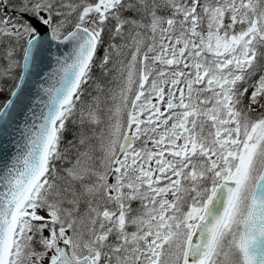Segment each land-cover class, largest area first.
<instances>
[{
	"label": "snow or ice",
	"instance_id": "6c2138e0",
	"mask_svg": "<svg viewBox=\"0 0 264 264\" xmlns=\"http://www.w3.org/2000/svg\"><path fill=\"white\" fill-rule=\"evenodd\" d=\"M0 264H264V0H0Z\"/></svg>",
	"mask_w": 264,
	"mask_h": 264
},
{
	"label": "trees",
	"instance_id": "16d2710c",
	"mask_svg": "<svg viewBox=\"0 0 264 264\" xmlns=\"http://www.w3.org/2000/svg\"><path fill=\"white\" fill-rule=\"evenodd\" d=\"M97 75H99V73H97ZM115 84V82L113 83V85ZM92 89L89 88V91H91ZM88 126H86L87 128ZM99 127L96 128V131H98ZM78 131V126L75 125V124H72V123H69V131L66 133V138H65V144H67V141L68 140H74L75 137H74V133ZM94 140V139H93ZM93 140L91 141V143L93 145H95V154L97 156H99V152H100V148L99 146L97 147V145L99 144V140L98 139H95L94 143H93ZM70 155H73V158H74V154H70ZM59 166V165H58ZM68 165H65V167H67ZM135 206V205H134ZM45 235H47V233H45Z\"/></svg>",
	"mask_w": 264,
	"mask_h": 264
},
{
	"label": "rangeland",
	"instance_id": "374dc122",
	"mask_svg": "<svg viewBox=\"0 0 264 264\" xmlns=\"http://www.w3.org/2000/svg\"><path fill=\"white\" fill-rule=\"evenodd\" d=\"M118 84V81H115V84L114 85H112V87H116V85ZM110 104H111V102H109V106H110ZM103 128V125H100L99 126V129H98V131L97 132H100L101 131V129ZM94 141H95V139L93 140V143H94ZM99 146V144L97 145V147ZM100 148V147H99ZM101 153L99 152V155H100Z\"/></svg>",
	"mask_w": 264,
	"mask_h": 264
},
{
	"label": "water",
	"instance_id": "95a60500",
	"mask_svg": "<svg viewBox=\"0 0 264 264\" xmlns=\"http://www.w3.org/2000/svg\"><path fill=\"white\" fill-rule=\"evenodd\" d=\"M61 50H63V49H61ZM53 66H54V61H53ZM8 148H9V152H11L12 151V146L8 145Z\"/></svg>",
	"mask_w": 264,
	"mask_h": 264
}]
</instances>
